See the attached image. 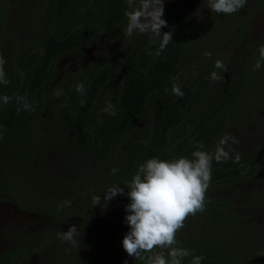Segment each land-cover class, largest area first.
I'll return each mask as SVG.
<instances>
[{"label": "trees", "instance_id": "1", "mask_svg": "<svg viewBox=\"0 0 264 264\" xmlns=\"http://www.w3.org/2000/svg\"><path fill=\"white\" fill-rule=\"evenodd\" d=\"M190 3L192 0H183L180 5L176 4L177 7L173 4L162 17L167 21L168 27L162 28L161 32H172L173 36L172 42L159 57L154 56L159 47V38L155 39L151 47L147 42L138 45L128 57L109 55L104 66L89 72L85 77V95L74 88L70 94L63 95L60 102L53 104L46 94L51 93L56 60L90 46L103 31L121 28L127 20L124 13L129 9L127 0H39L41 12L39 10V16L34 19L38 37L33 43L27 41L21 55L20 67L24 74L18 81L17 78H10L7 86L0 84V97L5 94L24 96L32 105L29 111L23 110L22 105H17L15 99L7 105L0 101V126L7 129L0 140V202L7 200L6 197L9 196V202L13 206L34 212L39 218L37 223L45 224L44 229L40 228L43 234L39 243L33 247L36 251L48 242L43 240L46 232L59 230L61 225H75L80 232L84 231V226L90 223L85 211L90 208L92 197L98 196L95 194L96 189L113 185L126 187L139 165L153 157L163 160L180 156L191 158L193 151H205L222 132V125L217 120L228 102L244 86L246 71H242L215 102L198 114H195V109L212 82L211 73L219 71L215 64L202 69V76L185 88L183 97H177L171 92L178 69L202 39V28H191L187 15L185 16ZM231 16L232 14L212 12L211 20L205 25L206 32L215 30ZM1 26L0 18V32ZM253 65L251 63L250 67ZM106 102L115 105V116L103 111ZM156 102L159 105L154 108ZM17 107L21 111L17 112ZM153 108L154 125L142 130L127 150L118 148L126 134ZM45 113L58 115L56 126L62 142L76 152L90 154L95 158V163L87 166L72 164L61 156L69 165L85 171L73 174L72 177L80 191L90 193L85 195V201L82 195H75L76 187L68 197L62 196V189H53L58 181L45 186L40 180L42 187L50 192L49 195H44V203L41 205L33 200L32 195L26 194L30 191L35 173L39 172L42 176L41 170L48 163L43 157L47 152L46 148L38 138L40 130L31 121L38 114ZM58 120L61 121L60 124ZM197 143H203L205 148L196 149L194 145ZM113 168L118 169L115 174L112 173ZM263 169L264 147L258 152L240 156L238 163L231 156L222 163L213 160L209 187L233 183ZM53 194L54 197L45 200ZM74 199L83 200L84 203ZM66 200L72 201L71 206L61 207ZM111 201L116 207L121 198L115 197ZM212 202L214 200L205 201L204 208ZM225 205L223 201H218L219 209H216L218 220L224 225V220L229 222L228 216L223 215L221 209ZM194 217L202 220V212H197ZM201 223L193 224L192 220L186 219L181 229L184 245H180L190 251L195 249L194 255L203 256L201 264H264V250L257 256L233 254L232 262L207 251L202 252V248L198 246L202 243L198 240L202 236ZM114 226L123 240L125 233L129 231L124 218L119 217ZM11 256L16 258L17 253L0 257V264H8ZM191 259L192 257L185 258L183 264H190ZM125 260L127 264H144V261L127 254L123 258L112 257L109 260L92 259L88 256L77 264H110V261L111 264H124Z\"/></svg>", "mask_w": 264, "mask_h": 264}, {"label": "rangeland", "instance_id": "2", "mask_svg": "<svg viewBox=\"0 0 264 264\" xmlns=\"http://www.w3.org/2000/svg\"><path fill=\"white\" fill-rule=\"evenodd\" d=\"M182 1L165 0L164 15L173 4L180 5ZM38 5L39 0H0L2 21L0 53L7 62L4 67L8 79L17 78L18 81L24 74V70L20 67L21 55L28 42L33 43L38 37V27L36 23L34 24V19L39 16V10L41 12ZM185 16L191 28L197 30L202 28V39L177 71L175 82L182 91L202 76V69L214 65L218 59L224 62L227 69L226 71L219 69L217 74L222 79L212 80L202 100L197 104L195 114L201 113L215 102L242 71H246L247 75L241 91L228 102L217 120L222 125V132L205 151L214 153L218 142L225 134H231L239 140L238 144H231V141H228L231 146V157H236L237 154L240 157L262 150L264 62L259 70H256L254 65L259 59V46L264 45V0H247L244 8L232 14L226 22L210 32H206L205 28L212 16V12L207 7V0H192ZM127 23L126 20L121 28L101 32L90 46L56 60L51 93L46 94L53 104L60 102L63 95L70 94L77 85L83 83L89 72L104 66L105 62H108L109 55L118 58L128 57L135 47L144 42L149 43L152 39L151 34L135 33L131 38L125 35ZM101 34L103 36H100ZM251 63H254L253 67H250ZM158 105L156 102L154 108ZM154 108L144 114L121 140L118 148L127 150L142 130L154 125ZM57 119L58 115L45 113L38 114L31 120L32 125L40 130L39 142L47 151L43 156L48 162L45 163L47 166L41 170L42 176L39 172L35 173L32 185L29 187L33 193L30 191L26 193L32 195L33 200L39 205L44 203L43 197L50 194L42 185L50 186L54 181H58V184H54L53 189L56 187L62 189V196L68 197L74 187L77 190H74L75 195H82L84 201L90 194L80 191L77 183L72 179L73 174L85 173V171L83 168H74L69 162L91 166L95 163V158L90 154L76 152L62 142L59 128L56 126ZM60 123L61 121L58 120V124ZM109 187L96 189L95 194L101 196V202L96 206L90 202V208L85 211L90 223L84 226V231L80 232L81 236L77 237L79 242L77 247H72L57 238V232H66L69 228L61 225L58 227L59 230L46 232L43 240L48 242L43 248L41 246L42 249L36 251L33 247L39 243L43 234L40 228L44 229L45 224L37 223L39 218L34 212L16 208L7 204L6 200L1 202L0 257L17 253L16 258L10 257L8 264H77L88 256L92 259L108 260L112 257L123 258L127 253L122 247L119 230L114 224L116 225L119 217L125 218L124 215L127 214L124 209L130 203L126 195L128 190H125V195L116 196L121 198L116 207L111 203L114 201H109L105 210L102 207L105 203L103 195ZM50 197H54V194L46 197L45 200ZM74 200L84 203L83 200ZM211 200L214 202L204 208L202 220H196L194 215L188 217L193 224L202 222L200 225L202 236L198 239L203 243L198 245L202 248V252L207 251L228 261L234 257L233 254L245 257L259 255L264 250V169L233 183L209 187L205 201ZM218 201L226 204L221 208L223 215H227L229 219V222L224 220L225 225L217 217ZM181 238L182 231L179 230L176 239L179 245H184Z\"/></svg>", "mask_w": 264, "mask_h": 264}, {"label": "clouds", "instance_id": "3", "mask_svg": "<svg viewBox=\"0 0 264 264\" xmlns=\"http://www.w3.org/2000/svg\"><path fill=\"white\" fill-rule=\"evenodd\" d=\"M165 0H127L128 9L124 15L127 17L125 35L132 37L135 33L151 34L149 47L159 38V47L154 56L159 57L167 45L172 42V32L162 33L161 29L168 27L167 21L163 19ZM247 0H207V7L211 12L231 15L244 8ZM201 19H203L201 17ZM259 59L254 68L259 70L264 62V45L259 46ZM151 54V53H150ZM206 55H211L206 53ZM6 60L0 53V84L9 85L6 78ZM215 68L226 71V65L221 60L215 61ZM211 80L218 81L222 77L213 71ZM81 95L86 94L83 83L76 87ZM171 92L177 97H183L178 83L171 85ZM59 95V93H57ZM15 99L17 105H22L23 110H31L32 105L24 96L3 95L0 101L4 105ZM83 103V101L81 102ZM21 111L17 107V112ZM108 115L115 116L117 109L111 102L103 109ZM7 129L0 126V140ZM238 144L239 140L231 134H225L218 142L214 153L196 150L191 153V158L180 156L171 160H163L156 157L146 160L139 165L135 175L126 187L119 185L110 186L105 194L104 205L116 196L125 195L130 203L125 206L124 220L129 231L125 233L122 247L129 257L144 261V264H183L185 258L192 257L190 264H201L203 256L194 255L195 249L188 250L179 245L176 234L184 227L186 219L197 212L204 211L205 194L211 181L212 162L222 163L230 158L231 146ZM196 149H204L203 143L194 145ZM239 154L235 162H239ZM118 169L113 168L115 174ZM94 205H99L101 196H93ZM72 201L66 200L64 205L71 206ZM81 233L77 226L73 225L66 232H57V238L62 242L69 243L72 247L78 246L77 237ZM127 264V260L124 261Z\"/></svg>", "mask_w": 264, "mask_h": 264}, {"label": "flooded vegetation", "instance_id": "4", "mask_svg": "<svg viewBox=\"0 0 264 264\" xmlns=\"http://www.w3.org/2000/svg\"><path fill=\"white\" fill-rule=\"evenodd\" d=\"M9 196H7L6 198H7V200H6V202H7V204H10V205H12L9 201H10V199L8 198ZM1 203V202H0Z\"/></svg>", "mask_w": 264, "mask_h": 264}]
</instances>
